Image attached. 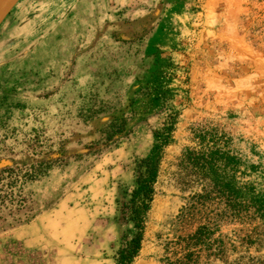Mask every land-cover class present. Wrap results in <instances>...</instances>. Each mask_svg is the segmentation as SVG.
Wrapping results in <instances>:
<instances>
[{"label": "rangeland", "instance_id": "obj_1", "mask_svg": "<svg viewBox=\"0 0 264 264\" xmlns=\"http://www.w3.org/2000/svg\"><path fill=\"white\" fill-rule=\"evenodd\" d=\"M155 77L177 114L133 264H163L197 223L179 219L197 191L177 163L193 127L224 129L241 178L264 192V0H16L0 21V169L22 181L47 168L21 184L27 219L0 220V264H114L132 231L115 200L165 115L133 99ZM117 115L125 130L111 141ZM216 222L221 252L198 264H264V218Z\"/></svg>", "mask_w": 264, "mask_h": 264}, {"label": "trees", "instance_id": "obj_2", "mask_svg": "<svg viewBox=\"0 0 264 264\" xmlns=\"http://www.w3.org/2000/svg\"><path fill=\"white\" fill-rule=\"evenodd\" d=\"M163 61L165 59L161 58ZM165 73V72H163ZM163 78L155 77L151 83L139 86L133 99L141 98L140 114L158 109L165 112L161 126L153 130V142L146 156L139 158L134 168V185L124 192L125 197L116 199L119 219L131 222L132 231L123 235L115 251L114 264H133L140 249L145 226L146 214L154 195V184L164 154L174 129L177 112L165 101L168 89ZM126 117H113L104 131L106 139L116 141L124 132ZM193 146L184 147L178 156V165L183 173L181 182L187 187H197L187 199L180 211L181 220L196 219L192 231L175 237L170 246L165 248L163 264H198L201 257H215L221 252V241L212 237L217 222L221 217L243 219L251 216L264 218V192L255 191L253 184L243 180L240 170L242 161L235 158L229 149L231 137L217 124L205 121L192 128ZM39 161L29 165L22 181L17 167L0 169V220L5 215L14 223L27 219L23 209L25 198L20 194L23 181L35 179L41 175L47 165ZM8 174V180L2 182V175ZM240 174V177L235 174ZM22 218V219H21Z\"/></svg>", "mask_w": 264, "mask_h": 264}, {"label": "water", "instance_id": "obj_3", "mask_svg": "<svg viewBox=\"0 0 264 264\" xmlns=\"http://www.w3.org/2000/svg\"><path fill=\"white\" fill-rule=\"evenodd\" d=\"M16 0H7L5 3V7L0 11V21L4 17V15L8 12V10L12 7Z\"/></svg>", "mask_w": 264, "mask_h": 264}, {"label": "bare ground", "instance_id": "obj_4", "mask_svg": "<svg viewBox=\"0 0 264 264\" xmlns=\"http://www.w3.org/2000/svg\"><path fill=\"white\" fill-rule=\"evenodd\" d=\"M1 3H2V1H1ZM1 3H0V4H1ZM3 3H4V0H3ZM3 3H2V5L0 6V9H1V10L5 7ZM1 10H0V11H1Z\"/></svg>", "mask_w": 264, "mask_h": 264}, {"label": "crops", "instance_id": "obj_5", "mask_svg": "<svg viewBox=\"0 0 264 264\" xmlns=\"http://www.w3.org/2000/svg\"><path fill=\"white\" fill-rule=\"evenodd\" d=\"M35 220H36V218H35Z\"/></svg>", "mask_w": 264, "mask_h": 264}]
</instances>
